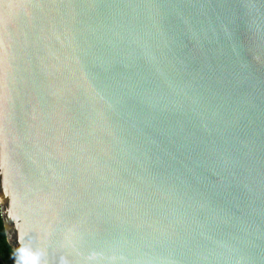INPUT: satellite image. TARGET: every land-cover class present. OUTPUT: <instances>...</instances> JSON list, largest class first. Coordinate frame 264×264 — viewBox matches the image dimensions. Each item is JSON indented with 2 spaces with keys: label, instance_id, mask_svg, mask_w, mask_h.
<instances>
[{
  "label": "water",
  "instance_id": "95a60500",
  "mask_svg": "<svg viewBox=\"0 0 264 264\" xmlns=\"http://www.w3.org/2000/svg\"><path fill=\"white\" fill-rule=\"evenodd\" d=\"M2 197L14 264H264V0H0Z\"/></svg>",
  "mask_w": 264,
  "mask_h": 264
},
{
  "label": "trees",
  "instance_id": "16d2710c",
  "mask_svg": "<svg viewBox=\"0 0 264 264\" xmlns=\"http://www.w3.org/2000/svg\"><path fill=\"white\" fill-rule=\"evenodd\" d=\"M15 254L6 243L4 230L0 217V264H14Z\"/></svg>",
  "mask_w": 264,
  "mask_h": 264
},
{
  "label": "clouds",
  "instance_id": "9594fccd",
  "mask_svg": "<svg viewBox=\"0 0 264 264\" xmlns=\"http://www.w3.org/2000/svg\"><path fill=\"white\" fill-rule=\"evenodd\" d=\"M19 251H20V254H21V259L24 260V264H28V261L25 259L26 255H27L25 250L23 248H21Z\"/></svg>",
  "mask_w": 264,
  "mask_h": 264
},
{
  "label": "snow or ice",
  "instance_id": "6c2138e0",
  "mask_svg": "<svg viewBox=\"0 0 264 264\" xmlns=\"http://www.w3.org/2000/svg\"><path fill=\"white\" fill-rule=\"evenodd\" d=\"M6 195H7L6 192H4V197H6ZM4 197L0 198V205H3V206H4V201H5Z\"/></svg>",
  "mask_w": 264,
  "mask_h": 264
}]
</instances>
